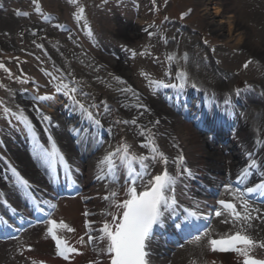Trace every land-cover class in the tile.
<instances>
[{
  "label": "rangeland",
  "instance_id": "1",
  "mask_svg": "<svg viewBox=\"0 0 264 264\" xmlns=\"http://www.w3.org/2000/svg\"><path fill=\"white\" fill-rule=\"evenodd\" d=\"M213 1L204 9L198 0H0V64L4 66L0 68V157H10L18 140H22L23 150L42 143L36 108L51 118L57 107L69 110L66 104L70 101L56 92L61 79L89 94H77V99L86 107L98 105V109H89L94 115L111 110L100 103L102 96L113 101L119 97L122 103L141 109L135 105L143 104L142 100L154 101L155 91L166 93L150 86L149 80L174 83L178 71L187 73L189 87L195 83L197 89L220 92L234 102L258 92L264 103V59L261 62L255 54L264 48V0H225L233 6L232 20L224 18L225 12ZM80 8L84 9L82 14ZM210 21L217 23L221 32ZM238 24L244 39L235 33ZM125 25L133 30L129 41L116 35ZM111 59L123 64L127 73L116 68ZM248 61L251 63L245 68ZM73 78L75 85L71 84ZM129 86L133 91H121ZM44 95L53 98L42 102L32 99ZM162 103L173 112L165 101ZM5 108L11 111L6 113ZM239 108L240 115L251 108L257 113L251 121L264 126V107L257 98ZM21 111L37 130L31 132V138L13 116ZM69 148L68 154L75 156L73 147ZM3 173L8 172L0 159V186L5 189L10 179ZM257 249L264 254V249ZM74 259L76 256L61 263L75 264Z\"/></svg>",
  "mask_w": 264,
  "mask_h": 264
},
{
  "label": "bare ground",
  "instance_id": "2",
  "mask_svg": "<svg viewBox=\"0 0 264 264\" xmlns=\"http://www.w3.org/2000/svg\"><path fill=\"white\" fill-rule=\"evenodd\" d=\"M210 1L198 0L204 9ZM213 3L225 12L224 18L228 20L235 19L231 4L229 5L225 0H214ZM211 24L217 32H221V28L217 23L213 24L211 22ZM131 30V27L125 25L116 31V35L124 41H129L133 38V30ZM235 30L237 37L242 39L244 36L241 34L242 28H240V25ZM255 54H258L257 57L260 58V61L264 59V48L257 50ZM110 61L120 71L127 73V69L123 64L114 62L118 61L117 59L114 61L111 59ZM188 87L180 103L189 104L185 107L191 109L189 112V115H191L190 122L184 120L185 116H182L183 113L181 114L175 110L172 112L170 109L163 107L162 104L164 103L162 102L165 99L159 91H155L157 93L156 97L151 99L154 101L149 103L143 100L140 101L143 104L145 103L150 110L147 112L142 108L135 109L132 106H128V104L122 103L119 97L114 98L113 101L108 97L102 96L100 103L104 107L110 106L111 110H106L103 113L98 112L97 118L103 126L101 128H96L89 123L78 109L76 111L69 109L65 112L62 108L51 107L55 108L52 111L54 115H52V121L50 125L46 126V122L40 120L38 126L41 134H38V136H41L42 143L49 150H51L52 141H54L56 148L63 154L67 162L71 164V166L68 164L62 167L59 164L53 166L57 170L55 173L59 172L58 176L55 175L56 180L59 183H65L67 180L71 181L73 180V177H71L73 174L76 178H82L83 188L76 199L53 202L54 204L50 200L51 202L49 203L46 196L49 191L47 187L49 186V177L45 165L32 153L30 148L23 150L22 140L16 141L19 144L18 148L16 147L12 152H9L11 154L10 157L5 155L0 157L4 169L7 167L10 169L15 168L22 177L34 184L30 187L32 191L33 188H37L35 185L40 186L41 188H38L40 190V193H38V196H40L39 202L47 201L48 204L56 207L53 209L48 204L42 205L45 208L44 212L49 217L44 229H42L41 226L43 225L41 224L25 230V228L21 227V223H24L27 219L19 215V213L21 211L26 214L36 213V207L31 209L26 204L27 202L31 204V207L33 206L34 199L32 195L29 197H31L33 202L15 186L14 183L16 182L14 180L12 181L14 182L13 184L10 181L8 184H4L5 189L0 186V212L18 214L17 221L19 222H17L18 225L14 224V229L15 227L23 229L16 238L0 242V264H41L40 261L62 264L60 259L51 258V255L57 251L55 242L47 235V229L50 226L48 224L49 220H56L57 223L63 221L74 230L72 232H68L66 229L58 230V235L62 236L69 246L78 250L77 253L69 255L72 257L76 256L75 264H94V262L95 264H110V260L106 255L94 250L96 247L95 243H87L88 236L86 233H89L90 229L86 226V222L91 223L90 234L95 237L99 234L96 229L101 226V221L104 219L101 212L107 208V203L102 199L108 190L105 185L107 184L108 188L120 190V184H111L108 181H98L96 179L98 174L97 163L108 151L114 149L121 142V138L132 144L137 154H148V149L140 147L144 137L138 134V128L135 125H115L113 122L118 119L131 120L136 118L138 124L148 127H152L155 121H159V124L155 125L153 130L156 133V143L159 145L160 150L169 158L168 170L175 174L176 169L175 165L172 164V160L182 153L184 165L190 168L195 175L194 179L186 176L178 179L175 187V197L179 205L182 207H194L198 204L202 212L210 214V219L206 221L210 225V236L208 238H217L219 234L228 231L230 226L221 224L220 221L223 217H215L214 210L219 208L218 200L231 199L225 192L224 185L231 184L230 179H234L241 174L242 169L249 162V152L256 158L260 166L257 168V177L250 175L246 181V186H249V184L253 185L264 179L263 123L254 125V120L251 121V117L257 113L248 108L246 112L240 115V109L242 108H239L245 105L249 99L255 98L264 107L263 98L258 92H254L249 96L243 95V98L234 102L220 92L200 91L201 93L203 92L202 96H206L201 97L197 94L199 91H189ZM169 91L171 96L175 95L172 89H169ZM250 93L252 92L250 91ZM200 103L201 105H199ZM185 107L181 109L187 114ZM235 110L238 111V114L233 118L229 113L232 114ZM141 112H144V115L141 116ZM206 113L208 114L204 116ZM195 122H199L200 125L204 122L206 135L201 133ZM220 122L232 125L226 137L219 135L223 129L220 128L222 125ZM207 125L209 127L212 126V128H208ZM110 126H112V131L110 133L107 132V135L105 133L102 143L98 144L97 138L103 132V129L107 131ZM45 128L48 129L47 132ZM80 129H83V131H80L79 135H77V130ZM32 132H37V130L34 129ZM33 133H31L30 137L34 136ZM49 136H51L52 141H49ZM25 144L26 147H29L28 143L25 142ZM69 146L73 147L72 150L74 149L76 152L73 157L68 154ZM83 151L85 152L82 153ZM86 152L89 153V156H86V160H84ZM69 166L71 167L70 172L68 171ZM153 171L154 173L162 171V166L157 165ZM3 174L6 177L8 176L7 179L12 177L9 172ZM250 179H255V181H249ZM221 181L222 183L218 186ZM123 182V174H121L120 183L122 184ZM233 187L236 186L233 185ZM215 192L222 197L219 198L216 194L213 196L212 193ZM30 193L28 194L30 195ZM205 193L210 194L211 197L203 199L202 194ZM120 198H123L122 190ZM250 203L255 208L260 209V212H263V206L253 204L251 201ZM28 207L30 208L29 210ZM85 212L90 213V215L86 216ZM253 215L255 216L256 213H253ZM164 230L166 229H162V234L161 231L158 234L157 229L155 230V235L150 245L152 252L150 256L151 264H192L193 261H195V264H242L244 259L239 255L234 257L232 254L212 252L206 244V239L208 238L202 240L199 244L194 243V239H192L185 241L179 246H171V249L162 255L165 250L161 248L160 243L156 242V239H163ZM263 233L264 216H261V219L252 221V228L248 229V234L258 241H264ZM81 237H83L84 243H81ZM100 246L103 247V245ZM250 256L258 260H264V254L257 248L250 252Z\"/></svg>",
  "mask_w": 264,
  "mask_h": 264
},
{
  "label": "snow or ice",
  "instance_id": "3",
  "mask_svg": "<svg viewBox=\"0 0 264 264\" xmlns=\"http://www.w3.org/2000/svg\"><path fill=\"white\" fill-rule=\"evenodd\" d=\"M36 2L37 0H33V3ZM71 2L76 3V0H71ZM104 2L106 3L107 0H104ZM153 3H155V0H153ZM37 11H39V8H37ZM83 11V8L79 9L81 14ZM17 14L28 15V13L20 12H17ZM77 18L79 19L80 17L78 16ZM132 55L135 56L136 53L133 51ZM168 59L172 60L173 57L169 56ZM248 63H251V61L244 65L245 68H247ZM3 67V64H0V68ZM46 74L51 75V73ZM141 75L147 78V74L141 73ZM115 79L120 83H124L120 77H115ZM75 83L76 81L73 78L71 84L75 85ZM149 85L155 86L157 90L172 89L175 95L169 96L167 100L171 106L179 107L185 90L189 86V80L187 73L178 71L176 82L174 83L149 80ZM190 87L197 89L195 83H191ZM121 91L131 92L133 90L129 86L121 89ZM56 92L62 93L67 97L70 104H66V107L71 111L78 109L89 123L96 128L103 127L101 121L97 118L98 111L94 115L89 110L90 108L98 109L99 106L92 104L86 107L80 99H77V94L87 97L88 93L75 86L70 87L69 83H65L63 79L56 86ZM236 94L239 95V91ZM52 98L44 95L36 96L32 99L42 102ZM137 100H139L138 95ZM135 106L143 108L145 112L150 111L142 103H138ZM35 110L40 114L42 122L51 123V117L43 114L39 108ZM4 111L8 113L11 110L5 108ZM140 115H144V112H141ZM13 116L22 122L29 132L34 131V126L23 115L22 111L19 114L13 113ZM113 123L115 125H135L139 130L138 134L144 137L140 147L148 149V154H137L133 149V145L121 138V142L98 161L96 179L98 181H108L111 184H120V190L108 188V185H105L108 190L102 199L107 203V208L101 212L104 219L101 221V226L96 229L99 234L95 237L90 234L91 223L86 222V226L90 229V232L86 233L88 236L87 243H95L96 247L94 250L106 255L110 260V264H150V256L152 254L150 245L157 228L166 229L170 226L176 233L186 232L192 228L198 229L201 227L199 222L208 221L210 214L202 212L198 204L194 207H182L179 205L175 197V187L178 179L185 176L194 179L195 175L190 168L184 165L182 153L172 160V164L175 165L176 169L175 174L168 170L169 158L160 150L159 145L156 143V133L153 130L155 125L159 124L158 120L154 122L152 127L138 124L136 118L131 120L118 119ZM45 131L47 132L48 129L45 128ZM80 131H83V129L77 130V135H79ZM107 131L110 133L112 126ZM49 141H52L51 136H49ZM35 151L37 157L45 164L46 169H50L57 164L61 167L67 164L65 157L56 148L54 141H52L51 150L43 145L36 144ZM249 157L248 164L242 169L241 174L237 178V186L224 185L225 192L231 199L218 200L217 203L220 207L214 210L215 217H223L220 223L229 225V230L219 234L217 238H208L210 236V225L205 224L203 226L204 230L194 237V243L199 244L202 240L208 238L206 239V244L212 251L235 252L244 258L242 264H264V260H258L250 256V252L253 249H264V241H258L248 234V229L252 228V221L261 219L260 215H253V213H259L260 209L255 208L250 203V198L264 200V179L251 186L243 187L253 170L260 166L251 152H249ZM157 165L162 166V171L154 173L153 169ZM10 170L15 177L16 185L26 191L30 190V182L22 177L15 168ZM68 171H71L70 166ZM121 174H123V184L120 183ZM58 175L59 172L57 173ZM121 190L123 191L122 199L120 198ZM34 203L36 209L40 212L44 211L42 205L48 204L47 201H40L39 203L34 201ZM48 206L53 209L56 207L52 204H48ZM85 215H90V213L85 212ZM48 224L50 226L47 229V235L55 242L57 255L68 260L69 255L77 253L78 250L69 246L68 242L58 235V230L66 229L68 232L74 230L63 221L57 223L56 220H49ZM0 225L11 227L7 220L3 218H0ZM81 243H84L83 237H81ZM100 245H103V247ZM192 264H195V261Z\"/></svg>",
  "mask_w": 264,
  "mask_h": 264
}]
</instances>
